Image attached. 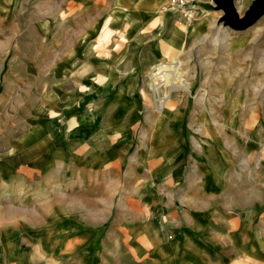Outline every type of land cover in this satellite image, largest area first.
<instances>
[{
	"label": "crops",
	"instance_id": "crops-1",
	"mask_svg": "<svg viewBox=\"0 0 264 264\" xmlns=\"http://www.w3.org/2000/svg\"><path fill=\"white\" fill-rule=\"evenodd\" d=\"M34 1L0 0V54H22L28 37L20 24L29 5L24 23L33 29L31 46L38 48L39 29L70 22L78 24V34L69 39L78 40L79 48L63 49L59 60L40 69L26 64L27 72L46 81L24 83L17 67L8 69L18 77L15 87L35 96L19 107L25 114L10 125L15 131L2 135L0 199L12 190L15 200L30 195L33 206L26 209L30 220L21 212L14 228L0 224L1 245L23 246L25 229L33 239L23 247L61 248L74 264H264V103L261 116H222L207 100V107L189 113L185 129L180 105L167 109L160 127L149 128L152 115L140 116L135 98L136 71L206 39L216 6L192 0L195 16L185 22L168 0ZM231 1L246 9L238 14L242 18L256 0ZM87 23L96 25L87 31ZM103 23L110 29L105 38L119 41L120 48H102L87 67L85 41L102 39ZM157 74L153 90L160 86ZM22 92L21 98L28 91ZM138 117L147 126L129 152ZM227 132L237 141L234 151L219 147ZM28 162L31 178L24 175ZM119 163L127 167L122 183ZM74 168L95 174L76 178Z\"/></svg>",
	"mask_w": 264,
	"mask_h": 264
},
{
	"label": "rangeland",
	"instance_id": "rangeland-1",
	"mask_svg": "<svg viewBox=\"0 0 264 264\" xmlns=\"http://www.w3.org/2000/svg\"><path fill=\"white\" fill-rule=\"evenodd\" d=\"M168 1L169 3L171 2L170 0ZM33 2L35 3L34 0ZM210 2L215 6L212 0ZM170 5L172 4L170 3ZM170 9L177 12L174 5ZM236 9L240 17L243 16L246 10L240 7H236ZM214 10L216 16L211 28L212 33L206 39L193 43L189 42L180 54H175L174 52L173 55H168L166 59L155 62L148 66L147 69L136 71L137 76L135 79H137L139 86L136 90L135 98L140 104L139 115H144V111L150 112L152 115L149 128L160 127L165 122L164 118L168 116L167 109L173 112L182 105L186 113L182 121L185 129L188 127L189 113L197 108L207 107V100L210 101L209 103L212 102V105L208 104V106H212V110L218 115L226 116L229 112L236 113L238 111L251 112L253 113L252 115H255V113L262 115V105L264 103V16L247 30L234 32L229 27L224 26L222 21L224 12L215 8ZM23 11L20 27H22L23 35L28 38L24 41L22 54L16 55L15 50H11L5 55L0 54V63L4 66L3 71L0 73V96H4V102L1 104L2 113H0V142L2 141V135L5 133L11 134L15 131L10 125H13L14 121L20 118V114H25V109L21 111L19 107L26 105V103H31L34 99L33 96H35L31 93V89L15 87L18 77L10 76L8 69L12 66L17 67L19 70L17 73L22 76L21 79L24 83L28 80L42 78H44L42 80L46 81L48 77H36V75L32 74V71L27 72L25 70L26 64L36 63V66L40 69L46 66L49 61L53 63L59 60L58 54L63 49L79 48L78 40L69 39L70 36L76 37L78 34V24L70 22L64 24L55 22L48 25L47 30L46 27L43 30L39 29L40 41H38V48H34L29 40L33 29L27 23H24L30 17L31 5ZM88 11L92 15L95 10L88 9ZM103 11L105 10L103 9ZM184 21L187 22L186 20ZM95 25L87 23V31H90ZM98 26L99 31L101 29V32H103V38L100 39L99 36L98 38L85 41V46L88 48L87 53L89 54L87 67H92L89 59L98 54L102 48H107L108 50L120 48V45H118L119 41L105 38L109 35L110 29L104 23ZM89 27L91 28L89 29ZM234 37L241 38L237 39ZM144 48H138V52L139 50L143 52ZM12 49H14V42ZM75 58L76 63H85L84 61H78V57ZM158 65H161L159 69L157 68ZM154 74H157L155 81L160 85L157 88V92L151 87ZM5 83L9 87L5 88ZM154 87L157 86L155 85ZM25 91L28 92L23 94L21 98L19 95L21 92L25 93ZM230 105L232 106L231 108ZM138 118L139 120L133 130V142L128 146L129 152L139 146V130L146 123V119ZM97 123L98 121L95 123L96 126ZM217 123L215 121V124ZM223 137L222 140L218 137L220 149H231L232 151L237 149V141H232L233 138L229 132ZM187 150H189V147ZM2 166L0 164V168ZM30 166L31 164L28 162V168H24L26 171L24 175L28 176V178L34 175ZM126 168L125 164L119 163L118 178H120V183L123 182L124 177L127 175ZM70 172L76 178L83 177L85 174H95L94 171L89 173V171L82 168H74ZM242 186L245 187V185ZM33 190V186H31L27 191L30 193ZM10 192L12 194L8 193L5 198L0 199V224H6L8 227L14 228L16 216L18 219L20 214L23 213L24 217L27 216L25 218L31 219L30 216L32 215L26 209L30 210L32 208L33 201L30 195L22 200H15L14 191L10 190ZM21 234L23 246L33 239L30 236L31 233H26L25 229L21 231ZM23 246L7 248L0 243V264H74L72 263L73 258L67 259L62 254L63 249L61 248L43 249L44 252H42L38 248ZM10 261H13V263ZM230 264L244 263L236 261Z\"/></svg>",
	"mask_w": 264,
	"mask_h": 264
},
{
	"label": "water",
	"instance_id": "water-1",
	"mask_svg": "<svg viewBox=\"0 0 264 264\" xmlns=\"http://www.w3.org/2000/svg\"><path fill=\"white\" fill-rule=\"evenodd\" d=\"M217 9L224 12V26L234 32L245 31L264 16V0H256L244 17L240 18L231 0H212Z\"/></svg>",
	"mask_w": 264,
	"mask_h": 264
},
{
	"label": "built area",
	"instance_id": "built-area-1",
	"mask_svg": "<svg viewBox=\"0 0 264 264\" xmlns=\"http://www.w3.org/2000/svg\"><path fill=\"white\" fill-rule=\"evenodd\" d=\"M171 4L174 5L175 10L179 12L184 20L190 22L194 19L195 11L192 6V0H170Z\"/></svg>",
	"mask_w": 264,
	"mask_h": 264
},
{
	"label": "bare ground",
	"instance_id": "bare-ground-1",
	"mask_svg": "<svg viewBox=\"0 0 264 264\" xmlns=\"http://www.w3.org/2000/svg\"><path fill=\"white\" fill-rule=\"evenodd\" d=\"M158 73V72H157ZM154 89H155V91L157 92L158 91V89L156 88V87H154ZM159 98V97H158Z\"/></svg>",
	"mask_w": 264,
	"mask_h": 264
}]
</instances>
